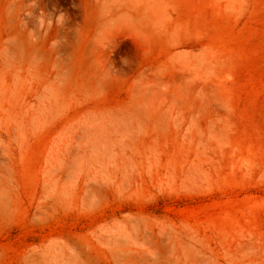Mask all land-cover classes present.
<instances>
[{"label":"rangeland","instance_id":"1","mask_svg":"<svg viewBox=\"0 0 264 264\" xmlns=\"http://www.w3.org/2000/svg\"><path fill=\"white\" fill-rule=\"evenodd\" d=\"M0 264H264V0H0Z\"/></svg>","mask_w":264,"mask_h":264}]
</instances>
